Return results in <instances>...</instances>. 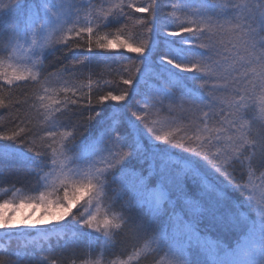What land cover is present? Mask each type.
Instances as JSON below:
<instances>
[{
	"label": "trees",
	"instance_id": "16d2710c",
	"mask_svg": "<svg viewBox=\"0 0 264 264\" xmlns=\"http://www.w3.org/2000/svg\"><path fill=\"white\" fill-rule=\"evenodd\" d=\"M72 1L74 6L81 5L97 11L104 22L91 35L79 34L65 40L67 43L55 38L41 52L40 74L52 75L51 83L56 82L70 89L59 96L64 100L52 120L54 125L50 124L57 127L55 138L46 135L45 130L49 128V124L46 123L40 100L43 91L40 78L12 83L0 80V134H11L13 128L20 123L17 117H27L26 123L34 129L28 139L35 148L43 145L48 149L47 157L36 156L19 140H0V205H5L6 201V206L14 205L18 202L17 199L28 201L41 193L53 200L62 197L61 181L67 177L66 174H72V180L84 183L89 180L84 177L95 175L92 181L99 182L100 187L91 202H87L85 194L72 212L53 227L0 234V260H8L10 264H35L37 261L39 264H160L154 253H136V242L130 237L117 238L114 235L116 230L113 229L109 232L110 238L105 239L101 231L89 229L78 220L80 217L87 219L89 215H96L98 219L102 216L107 218L111 210L121 211V206L115 199L118 191H115L114 184L126 186L133 183V175H140L141 171L145 175H151L150 187L157 188L158 184L162 187V177L165 176L167 179L169 177L170 183L173 180H187L197 190L195 198L205 205L217 201V194L222 193L227 206L232 209L229 216L235 229L223 226L222 221L200 223L195 216L192 217V223L177 224L198 232L200 237L197 240L209 243L206 244L207 248L212 245L215 248L214 254L207 252L211 248L204 251L201 259L190 250L188 264H208L207 261L210 264H241L245 259L242 260L241 255L237 257L236 253H241V247L245 248L242 240L246 235L256 239L264 254V215L258 210L264 207V197L260 200L253 194L252 188L257 183L264 186V170L249 169L244 165L242 172L234 174L236 178L233 184L212 167L227 163L222 162V153L228 150V146L232 148V152L228 151V156L233 153L230 136L247 135L250 121L238 113L248 107L241 106L243 110H238L235 106L229 107L231 100L234 102L238 99L232 95L231 88L228 92L213 91L214 88L225 86L226 82L220 79L221 72L209 73L208 68L215 65H209L202 58L205 53L199 48V44H207L209 40L235 43L237 33L243 32L240 28L242 24L246 30L248 25L256 29L259 24H252V17L259 16L257 6L264 3V0ZM138 7H146L149 11L137 12ZM182 25L196 31L173 38L165 34L168 31H179ZM201 31L204 32L203 36L200 35ZM193 36L198 37L197 46L187 45L185 41L193 39ZM117 37L133 47L144 44L149 45V48L141 56L131 52L128 47L116 45L101 49L97 45L101 39L105 43L112 41L115 44ZM224 50L235 55L230 45ZM164 56L179 63H197L203 71L182 72L165 63L161 59ZM234 63L230 59L224 67L228 68ZM66 68L68 71H65ZM125 79H132L134 84H124ZM109 93L130 95H125L122 101H114L111 96L106 101L100 100L101 96H108ZM207 97L216 101L217 106L213 111L217 116L221 105L226 110L225 116H228V112L232 113L227 120L219 117V120L224 121L223 124L217 118L205 119L204 112L209 111L203 107L208 103ZM69 99L76 100L77 104L69 103ZM192 100L197 102L202 111L196 110ZM96 112L99 115L89 120V116H94ZM159 118L164 120L163 130L157 132L152 129L151 136L148 137L146 127L155 124ZM202 119L205 123L200 122ZM233 120L236 121L234 125L231 124ZM112 124L119 125L116 131L120 135L121 146H114L117 151L121 147L124 148L120 151L121 154L128 151L126 148L133 140L139 142L144 151L139 158V168L131 169L129 162L125 161L123 166H117L107 174L114 183L109 191L102 193L104 198L108 196V201H112L111 210L107 207L108 212L101 204L105 199L99 201L100 192L108 186H104L103 177L97 176L98 171L108 168V163L104 169H89L85 160L91 147L108 140ZM206 126L208 131H205ZM125 129L130 131L126 133ZM73 131L77 133V138L68 151L65 147L66 143L70 144L67 134ZM156 134L169 139L175 137L174 143L191 139L193 143L189 146L201 151L208 157V161L167 144L163 139H149ZM221 134V139L217 142L215 137ZM55 157L66 161V170L56 162ZM213 157L219 159L213 160ZM175 159H178V163ZM151 161L156 166L165 164L162 176L153 170ZM73 169L78 174L73 173ZM228 171L231 172L232 169L229 168ZM62 173L65 175L62 176ZM59 179L61 180L57 181ZM132 186L135 187L134 184ZM260 189L264 193V188ZM98 206L99 210L95 211ZM182 234L184 238L190 236L184 232ZM131 250L132 255H129Z\"/></svg>",
	"mask_w": 264,
	"mask_h": 264
},
{
	"label": "snow or ice",
	"instance_id": "6c2138e0",
	"mask_svg": "<svg viewBox=\"0 0 264 264\" xmlns=\"http://www.w3.org/2000/svg\"><path fill=\"white\" fill-rule=\"evenodd\" d=\"M41 7L47 9L49 14L56 17L57 21H59L57 13L52 11L56 5L53 4L50 6L49 3H47V0H45L43 4H41L40 0H9V3L6 6L5 15L23 13L29 18L30 23L35 24L39 22L38 13ZM257 7L260 14L258 17H252V24L258 23L260 26L259 30L248 25V31L240 35L235 43L229 41L225 44L223 41L213 42L212 40H209L207 44H199V48L205 53L202 58L205 59L209 65H215V67L210 66L208 68L209 73L221 72L222 75L220 76V79L226 82L225 86L214 88L213 91L228 92L229 88H231L232 95L240 97V100L234 105L238 110L241 108V105L244 104L245 97L251 96L257 89H264V3L259 4ZM136 11L148 12L149 9L146 7H138L136 8ZM245 19L247 20L248 17ZM41 27H43V24H41ZM9 31H11L13 35L7 37L6 43L14 38L16 32L15 26L11 29H8L7 27L5 28L6 34ZM195 31L196 29L192 27L182 25L179 31H168L165 34L170 37H176L183 36L184 33H194ZM237 31H240V29H237ZM80 32H87L91 35L93 29L91 27L82 28ZM79 34L80 33H77V35ZM200 35L203 36L204 32L201 31ZM197 40L198 37L193 36V39L187 40L185 43L189 46H197ZM65 43H67V41H65ZM97 45L101 49L115 47L116 45H119L120 47H128L131 52L138 53L141 56H143L149 48V45L144 44H141L138 47H133L126 44V42H122L119 37H117L115 44L105 43L104 39H101L97 42ZM229 45L235 52V55L224 50ZM217 57H223V59H217ZM161 59L165 63L172 65L182 72L196 73L203 71V69L194 62L179 63L168 56H164ZM230 59L235 61V63L231 64L230 67L225 68L224 65L228 64ZM65 71H68V69L66 68ZM16 79H22V77L17 76ZM124 84L133 85L134 81L132 79H125ZM171 88L172 87L169 88V91H171ZM65 91L68 92L70 89L66 88ZM125 95H130V93H125ZM125 95H111L109 93L108 96H101L100 100L106 101L109 99V96H111V99L114 101H122L125 99ZM43 99L44 97H41V100ZM207 100L208 103L203 105V107L209 109V111L204 112L205 119L211 120L217 118L218 122L223 124L224 121L219 120V117H223L224 120H227L228 116L232 115L231 112H228V116H225L226 110L221 105V111L217 116L215 111H213L217 106L216 101L211 97H207ZM68 102L71 104H77L76 100L69 99ZM22 103L23 102H20V104ZM57 103L59 104L60 102L57 101ZM192 103L196 106L197 111H202V108L195 100H192ZM229 107L231 108L232 105H229ZM89 108H91V105H89ZM238 114H241L251 121L247 135L237 137L233 134L230 136L229 141H231L233 147V153L229 154L231 157L230 160L224 166L212 165L213 168L228 178L232 183L236 178L234 174L238 171L242 172V166L244 165L249 169L255 168L257 171L264 170V108L261 109V116L259 118L252 116L251 108H246L242 113ZM97 115H99V112H96L94 116L90 115L89 120L94 119ZM133 115H135V113H133ZM17 119L20 120V123L13 128L11 134H0V140H19L36 156L47 157V148L43 145L39 148H35L32 141L28 139L34 131V129L30 128L26 123L28 118L24 117L21 119L20 117H17ZM200 122L205 123V120L202 119ZM231 124H236V121H231ZM118 127L119 125L112 124L109 129L107 140L109 151L107 153L111 156V160L108 161V168L104 171H98L97 173L98 177H103L104 186L113 183L111 177L107 175L110 170L115 169L125 161L129 162L131 169L139 168V158L144 151L141 144L135 140H133V143L126 148L128 151H123L122 156L119 152L124 149L123 147L118 151H113L115 145H120L121 138L116 131ZM45 131L47 137L55 138L57 135V133L51 129H46ZM125 131L127 133L130 129H125ZM205 131H208L207 126L205 127ZM148 132H152V129L149 128ZM221 136L222 134L215 137L217 142L220 141ZM76 138L77 133L75 131L67 134V140L70 144L66 143L65 147L68 151L69 146L75 142ZM155 139H163L167 144L184 149L187 152L196 154L208 161V157L201 151L197 150L195 147L189 146L193 143L191 139L176 143L173 142L175 137L169 139L167 136H156ZM197 139H199V137ZM209 139H212V137H209ZM207 142L208 141L206 140L205 143ZM217 159H219V157H213V160ZM226 159H228V157H226ZM24 162L25 164H28L27 161ZM45 163H47V160ZM229 168L232 169L231 172L228 171ZM72 171L73 173L78 174L76 170L73 169ZM132 180L135 186L134 189H129L122 185V189L129 192L130 195L126 205L121 208L122 214L120 216V223H115L113 220L107 218L101 221L96 215H89L87 219L80 217L78 220L89 229H93L97 232L103 230L106 236L110 231L115 229L116 231L114 232V235L117 238L124 236L130 238H144L155 233L158 234V245L161 246L166 241L177 238L176 226L180 222L192 223V217L194 216L200 223L209 220L222 221L226 215L230 214V208L227 206L225 202L226 198L222 193L217 194V201L205 205L202 201L195 198L197 190L187 180H173L171 183L165 182L162 187L153 188L150 187L149 183L151 175L149 173L148 175H145L143 171H141L140 175H133ZM61 184L63 187L62 197H57L53 200L46 194L41 193L39 199L34 202L35 204L42 205L46 214L48 213L50 205L61 209L62 215L59 217L60 220H63L64 216L72 212V209L76 206L78 200L84 197L85 194L87 202H91L100 187L99 182L93 183L92 179H89L84 183L69 180L67 177L61 181ZM235 185L240 187L238 183ZM24 203V201H21V206H23ZM7 204L8 202L6 201L5 205ZM0 207H2V205H0ZM258 210L261 215H264V207H261ZM36 223H40V221H31L27 218L21 219L17 223L14 216L0 214V228L3 229L34 226ZM198 230L199 224H197V231ZM187 239L189 244L192 245V236H188ZM262 243H264V240H262ZM0 264H10V261L0 260ZM35 264H39V262L37 261ZM175 264H179V262L175 261Z\"/></svg>",
	"mask_w": 264,
	"mask_h": 264
},
{
	"label": "rangeland",
	"instance_id": "374dc122",
	"mask_svg": "<svg viewBox=\"0 0 264 264\" xmlns=\"http://www.w3.org/2000/svg\"><path fill=\"white\" fill-rule=\"evenodd\" d=\"M40 2L41 4L44 3L43 0H41ZM8 3L9 0H0V80L4 82L9 81L12 83L24 79L36 80L37 78H40V82L42 83L43 89L41 97H44L43 100H41L40 97V100L42 108L44 110V114L46 115L45 120L46 123L49 124L48 129H51L52 131L56 132L57 127L54 128V126L52 127V125L50 124H53L52 120L53 118H55L56 113L61 108L60 103L64 100L61 99L59 96L63 93H66L65 89L67 87L63 86L62 84L58 85L56 82L51 83L52 78L50 79V77L52 75L49 76V74H40V62L42 58H39L41 57V52H43L44 49H46V47H48L55 38H57L58 40L65 41L69 38L78 36L77 33L88 34L87 32H80L82 28L91 27L93 29V32L96 31V29L103 24L104 20L100 17V15L97 14V11L93 10L92 8H87L81 5L74 6L72 0H47V3H49L50 6L53 4L56 5V7L52 9V11L57 13V15L59 16V21H57L56 17L51 16L47 9L41 7L38 13L39 22L32 24L30 23L29 18L26 17L23 13H13L11 15H5V10ZM41 24H43V27H41ZM13 26H15L16 28L14 38L11 39L10 42L6 43L7 37L13 35V33L9 31L6 34L5 28L7 27L8 29H11ZM240 26L243 32L237 33L236 39L244 32L248 31V28L246 30L244 24ZM259 27L260 26H257L256 30H259ZM111 42L112 41H110V43ZM17 76L22 77V79H16ZM71 93L74 92L71 91ZM237 97L238 99H236L234 102L233 100H231L232 106H234L235 103L240 100V97ZM57 101H59L60 103L58 104ZM243 105H246L245 107L252 109L253 117L259 118L261 116V109L264 108V89H257L254 93H252L251 96L245 97V102ZM240 110H243V108L241 107ZM157 121L155 124L152 123L147 127L145 126L147 129L146 132L149 133L148 137L151 136V132H148L149 128L153 129V131L157 130V132L163 130L162 122L164 120L159 118V120ZM58 130H60V128H58ZM156 136L163 137L160 134H156L154 135V137H151L149 139L156 140ZM101 140L104 141V139ZM227 149L228 150H226V152L222 153V162H228L231 158L228 156L227 153L228 151L232 152V148L228 146ZM108 151L109 145L107 141L99 144L98 146L95 145L91 147L86 153L85 161L88 164V168H106L105 165L108 163V160H111V156L107 153ZM113 151H117V149L113 147ZM119 154L121 156L123 155L120 152ZM226 157H228V159H226ZM55 160L58 164H62L65 170L67 169L66 161H62L60 157H55ZM175 160H177L176 162L178 163V159ZM150 165L155 172L160 173L159 175L161 176L163 175L165 171L164 163H160V165L156 166L155 163L151 161ZM119 166H123V163ZM153 166L156 169H154ZM245 167L247 166L245 165ZM64 175L65 174L62 173V176ZM66 176L69 180H72V174H66ZM84 178L94 180L95 175H90ZM162 179L163 184L165 182L170 183L169 177L167 179V177L165 176L162 177ZM60 180L61 179L57 181ZM113 184L114 183L108 185V188L101 191L99 196L100 202L102 201V199H105L104 201H102L101 204L106 208L108 207L110 210V206H112V201H108V196L104 198L103 194L104 192L109 191L111 189L110 186H112ZM132 185L133 183H128V185H126L125 187L129 189H134ZM114 186H116L115 191H118L115 196V199L121 206L120 208H122L126 205L130 193L123 190L122 186L119 184H114ZM158 187L161 186H159L158 184ZM252 188L254 189L253 194L258 196L261 200V198L264 197L262 196V194L264 193L260 188H264V186L260 183H257ZM39 197L40 196L32 198L28 201L24 199H17L16 201L18 202H16L14 205L6 206L3 204L2 207H0V214L14 216L17 220V223L19 222V220L24 218H27L31 221H40V223H36L34 226H21L14 229L0 228V234L7 231H21L29 228H50L60 223L62 220H60L59 217L62 215V210L50 205L48 213L46 214L42 205L34 203L36 200L39 199ZM21 201L25 202L23 206H21ZM231 207L233 206L231 205ZM108 208L106 210L109 212ZM95 209V211H98L99 206ZM111 211L113 213L109 212L107 215V219L113 220L115 223H120V216L122 214L121 211L115 210L116 213L113 210ZM66 216H64V218ZM105 218L106 217L102 216L100 220L102 221ZM222 225L225 227L229 226L230 229H235L233 227V223L231 222L229 215H226L223 218ZM101 232V234L104 235L105 239L110 238V233H108V235L106 236L103 230H101ZM182 232L192 236V245L189 244L187 238H184ZM176 233L177 238L170 239L161 246L158 245V234L155 233L150 234L149 236L144 238L131 237V239L133 240V242H136L134 244V248L137 251L136 253H154L157 261H159L160 264H175V261H178L179 264H188L187 257L190 254V250L191 252L193 251L197 253V258L200 259L204 255V253L210 248L211 250H208L207 252H213V254L215 253V248H212L213 245L209 246L210 248H207L206 244L208 245L209 243H206L205 241V243H203L202 240V242L200 240H197V238L200 237V234L198 232H194L191 228H183L177 225ZM242 245H244L245 248L242 249L241 247V253H236L237 257L241 255L242 260L245 259L244 261H242L241 264H264L263 251L259 244H257L255 238L251 237L250 235H246L242 240ZM129 255H132V250L129 252ZM207 263L210 264L209 261H207Z\"/></svg>",
	"mask_w": 264,
	"mask_h": 264
}]
</instances>
